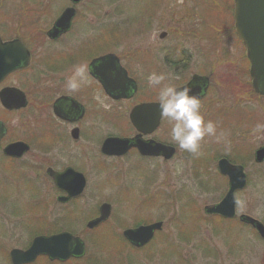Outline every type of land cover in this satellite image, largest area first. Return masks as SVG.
Instances as JSON below:
<instances>
[{"label":"flooded vegetation","instance_id":"flooded-vegetation-1","mask_svg":"<svg viewBox=\"0 0 264 264\" xmlns=\"http://www.w3.org/2000/svg\"><path fill=\"white\" fill-rule=\"evenodd\" d=\"M104 5L107 4L84 0L77 2L18 0L16 4H6L5 0H0V62L4 61V55L6 56L8 41H19L29 53L27 66L0 77V91L7 87H17L24 92L26 99V105L17 109H7L0 100V122L4 126V133L0 138V172L3 173L4 169L13 177L20 178L24 193L27 192L26 196L31 198L24 210L30 218L25 220L21 217L23 210L7 207L4 198L0 199V242L4 249L0 255L6 264H14L10 255L11 250H26L35 237L49 236L60 231L71 232L80 237L84 247L80 257L61 260L38 254L34 260L22 264H152L156 259L166 264H198L200 247L205 249V253L211 254L215 235H222L229 245L231 242L238 243V239L240 243L246 240L241 228L248 224L240 219V215L245 213L238 212L236 207V193L239 190L234 194L233 217L207 214L204 211L206 204L202 207L201 213L198 208H193V201L185 192H178L179 198L176 193L173 194L177 199H181L178 204H167L168 195L164 190L149 188L151 186L149 170L145 171V177L142 176L144 180L142 185L133 187L128 185L129 182L133 184L137 182H133L132 179L126 183L121 182L119 174L113 175L111 173L113 169L110 168L115 165L114 162L127 157L134 159L135 167L140 163L146 164L147 161H153L158 166H166L173 158L185 162L194 158V176L199 175L200 169L208 173L206 157L200 160L189 153L188 157H184V151L167 141L164 136H157V131L164 129L167 124V120L162 118L161 114L158 125L146 133L131 123L129 115L138 104L158 103L157 90L147 83L148 75L152 72H162L163 69L175 68L172 69L178 71V75L174 77L175 85L185 87L192 83L190 86H193V89L198 88L196 95L201 99V112L205 120H211V116L215 117L217 105L211 101L214 89L210 56L211 36L215 31L212 29V23L200 14V8L203 7L206 8L204 14L208 16L211 13V6L186 4L187 8L161 10L165 23L156 22L162 24L159 26L158 39L164 40L173 34L172 30L177 29L175 39L177 48L172 49L165 47V44L161 47H151V42L145 47H137V39L143 35L149 36L151 40L153 20L160 18L157 14L160 7L158 4H108L111 7L103 12ZM66 9L72 10L69 25L57 27L56 22ZM200 18L203 23L201 27L198 22L194 28V25L188 24L193 19L198 21ZM226 20L229 22L232 20L230 29L244 48L247 59L246 49L235 33L233 10L231 16L228 13ZM178 33L181 34L179 39ZM201 37L210 48L203 54L206 59L201 58L200 62L198 58H194L198 49H189L188 43L190 38L200 40ZM220 47L223 52V46ZM106 56L111 57L105 58ZM81 68L84 70L83 74L77 76V69ZM24 74L27 76L23 79ZM13 77L16 79L14 82L11 79ZM18 77H21L20 81ZM71 77L79 81L78 91L70 92L66 88V80ZM106 78L111 79L109 84ZM24 81L30 84L33 91L25 90L20 85ZM8 115L16 116L14 129L7 121ZM110 137L129 139L133 145L122 153H115L116 149L112 153L105 152L102 150L103 143ZM136 137L145 143L150 141L171 146L174 151L169 157L165 154L142 153L134 144ZM15 142H21L25 146L21 155L5 153L4 148ZM202 153L206 154L205 151ZM222 157L227 158L221 154L211 155V159L216 161V176H221L227 182V190L228 178L221 175L217 167L218 160ZM43 168V178L50 185V199L53 204H59L62 210L59 213L62 216L61 224L56 223L53 208L51 210L48 208L53 218L47 219L44 214L39 216L37 208L40 200L36 199L34 202L32 200L33 197L39 196V179ZM85 168H94L104 176L99 177L94 186H91ZM48 169L55 173H62L66 169L80 172L85 179L82 191L69 196L65 201L60 200V197H67L68 192L57 186L55 178L47 172ZM134 170L141 173L136 168ZM206 177V180L212 183L214 179L212 173L211 175L208 173ZM69 181L70 178H63V183ZM89 184L94 191L91 198L101 199L99 196L107 189L112 191L109 193L111 198L96 201L94 206L86 207L83 205L84 193ZM123 189L126 192L125 196ZM223 196L216 202L221 201ZM9 197L7 195L6 203L11 201ZM109 200L121 203V207L113 210ZM42 202L43 210L47 211V208H44L45 200L42 199ZM103 203L109 205V214L93 227L96 239L97 234L102 235L107 230H114L113 234L118 235L120 240H87L69 228L80 217H89L85 223L87 226L89 220L99 217L100 206ZM124 203L127 206H124ZM187 205H190L191 209ZM70 206L73 210H69ZM156 210L160 211L161 216L152 220L151 213ZM182 213H188L196 224L195 227L197 226L189 235H184L179 230L177 218ZM200 217L217 222L216 226L211 223V242L209 238L206 239V236L200 234ZM17 218L21 224L20 228L28 230H25L28 232V238L23 243L21 241L22 245L7 249L8 241L21 239L19 233L13 231L15 226L13 219L18 221ZM157 222L160 223L159 228H155L146 240L142 241L140 237L130 240L124 235L125 230H134ZM169 223L175 227L172 232L165 231ZM237 231L240 232L238 237ZM167 248L171 250L170 256L165 254L164 250Z\"/></svg>","mask_w":264,"mask_h":264},{"label":"rangeland","instance_id":"rangeland-1","mask_svg":"<svg viewBox=\"0 0 264 264\" xmlns=\"http://www.w3.org/2000/svg\"><path fill=\"white\" fill-rule=\"evenodd\" d=\"M85 2L94 1L98 4H107L103 7V12L106 11L108 7H111L108 4H158L159 10L157 12L159 19L153 20L152 23V33L151 40L147 35H143L140 39H137V47H145L151 42V47H161L165 44V47L175 49L177 48L176 38V30H172L173 34L169 35L164 40L158 39V34L160 32V27L165 23L163 19L161 10L168 9L169 11L178 10L180 8L185 7L186 4H200L211 6V13L206 16L204 13L206 8H200V14L209 22L212 23V29H214L215 33L211 36V72H213V89L214 91L211 94V101L217 105L215 110H217L215 117L211 116V120L217 124L218 131H224L228 133L227 136V144L225 143H216L210 138H205L204 141L201 142V155L198 156L200 160L203 158L206 159V163H208V173L214 177L212 183L208 182L205 176L208 173H204V169H200L199 175H195L193 173V169L195 167L194 158L188 162L182 161L179 158H173L170 160L166 166H158L153 161L140 163V168L138 166L135 167L133 164V158L127 157L124 160H118L114 162L115 165L110 166L111 173L113 175H118L121 178V182L126 183L132 179L133 182L128 185H132L133 187H138L143 183V177L148 171L151 173L149 178L150 189H162L168 195L167 204H178L181 201L179 198L180 194L178 192L187 193L188 197L193 201V208H198L202 213V207L205 204L213 203L218 201L226 191L227 182L221 177L216 176L217 169L215 167V162L211 159V155L214 154H223L224 152L229 153L231 150L236 149L241 154L247 153L246 160L244 161L245 171L248 177V184L246 187L236 193V201H237V211L248 214L264 224V161L261 163H255L253 161V152L260 146L264 145V134L261 135H253L251 133V129L255 126L257 122H264V95H257L251 85V78L249 74V63L244 54V48L239 43L235 34H233V30L230 29L232 26V20L230 22L226 20L228 18V13L232 14L233 10V0H84ZM6 4H16L18 0H5ZM189 6V5H187ZM162 7L164 9H162ZM221 9V10H220ZM140 12H144V10H140ZM198 12V9L196 10ZM231 18V17H230ZM196 22L202 26V19L200 18L198 21L193 19L191 23L195 27ZM202 23V24H201ZM143 33V32H142ZM142 35V34H141ZM181 34H177L179 39ZM138 37V36H136ZM187 40V39H185ZM188 41V40H187ZM189 49L197 48L198 53L194 58H198L201 62V58H205L206 50L210 48L207 42L201 37L200 40L190 38L189 39ZM220 45L223 46V52L221 50ZM199 49L201 52H199ZM205 50V52H203ZM201 54V57H200ZM175 69V68H172ZM163 69L162 72H158L165 75V82L169 84L175 85L174 80L178 75V71ZM26 74L23 75L24 77ZM14 82L16 79L11 78ZM147 79V78H146ZM21 80V77H18V81ZM178 84V83H177ZM20 85L25 90L33 91V88L30 84L24 81L20 83ZM219 110V111H218ZM7 121L12 129L15 128L16 116L8 115ZM170 128L171 124L167 121L164 129H159L157 131V136L165 137L167 141H170ZM202 151H205L206 154L203 155ZM213 152V153H212ZM197 159V158H196ZM134 166V167H133ZM45 168V167H44ZM44 168L40 172L39 179V196L33 197V202L36 199L40 200L39 207V216L42 214L45 215V218L51 219L53 218L51 214L48 212V208L50 210L53 208L55 210L54 218L56 219V223H63L61 213V207L59 204L55 205L52 203V199H50V185L49 182L43 178L44 176ZM134 168L138 169L141 173L134 170ZM0 172V199L4 198V203L10 208H17L23 210L21 213L22 219H29L30 215L25 213V205L31 198H28L23 191L22 180L20 178L13 177L12 174L8 171H4L2 169ZM85 173L88 178V182L92 183L91 186H94V183L97 182L98 178L104 176L98 173L96 169L85 168ZM143 176V177H142ZM216 177V178H215ZM123 179V180H122ZM149 183V182H148ZM25 183L23 182V185ZM148 185V184H147ZM84 193V202L83 205L86 207L94 206L96 201L100 202L108 200L107 198H111L109 195L110 190H104L103 194L99 196L101 199L91 198L92 193L94 192L89 187ZM146 186V185H145ZM28 191V190H27ZM125 189L122 190L124 196L126 192ZM177 194V197L173 195ZM12 194V196H11ZM7 195L11 198L9 203H6ZM45 200L44 208H47V211L43 210V202ZM112 204L113 210L119 209L121 207V203H117L114 200H109ZM177 202V203H176ZM81 206V204H78ZM124 206H127L124 203ZM188 208L191 209L190 205H187ZM71 207V206H70ZM83 207V206H82ZM1 208V207H0ZM84 208V207H83ZM172 208V206H170ZM175 208V207H174ZM122 209V208H121ZM183 209V208H182ZM69 210H73L72 207ZM123 210V209H122ZM173 211V210H172ZM171 211V212H172ZM36 213V212H35ZM173 213V212H172ZM38 215V213H36ZM176 214V213H175ZM24 215V216H22ZM85 217V213L83 214ZM56 216V217H55ZM152 220L161 216L160 211H152L151 213ZM89 217L78 219L75 223H72L69 228L76 234H79L81 237H85L87 240H95L96 234L95 229H87L85 226L86 220ZM204 217H200V234L206 239L209 238L211 242V223L214 226L217 225L216 221H208L207 219H202ZM18 219V218H17ZM16 219V220H17ZM31 220V219H30ZM18 221L13 219V223H15L13 227V231L19 233L21 239L20 241L16 239V241H11L7 243L6 248L10 249L11 247L22 245L23 241L28 238V231L26 228L23 230L20 228ZM178 225L180 226L181 233L184 235H189L192 231L197 229L196 224L192 221V217L189 214L182 213L177 218ZM182 226V227H181ZM195 227V229H193ZM7 228V226H6ZM175 229L173 225L169 223L168 226L165 227V231L172 232ZM243 233L246 236V240L240 243L238 239V243L231 242L229 245L222 235H215L213 248H211V254L205 253V249H199V263L198 264H264V240L257 234V232L251 228L250 226H244L241 228ZM240 229V230H241ZM26 230V231H25ZM114 230H107L102 235L97 234L98 241L107 240H120L118 235L113 234ZM237 237L240 236V232H236ZM22 241V243H21ZM19 247V246H18ZM210 250L209 248H206ZM3 252L2 243L0 242V253ZM166 256H170L171 250L165 249ZM212 257V258H211ZM0 264H6L3 260H1L0 255ZM152 264H166L158 259L152 261Z\"/></svg>","mask_w":264,"mask_h":264},{"label":"water","instance_id":"water-1","mask_svg":"<svg viewBox=\"0 0 264 264\" xmlns=\"http://www.w3.org/2000/svg\"><path fill=\"white\" fill-rule=\"evenodd\" d=\"M77 2L79 0H72ZM71 9H66L56 22L57 27H67L69 18L71 17ZM234 26L238 37L242 40L247 49V57L250 61L249 74L251 76L252 87L255 92L264 95V0H234ZM5 46V45H4ZM6 56L4 61L0 62V77L10 72L25 67L29 63V53L27 49L19 41H8L6 44ZM111 56H106L109 58ZM120 71V69H119ZM109 84L111 79L106 78ZM189 83L185 87H189L193 94L197 93L198 88L193 89ZM0 100L8 109H17L26 105L24 92L17 87H7L0 91ZM160 108L159 103H143L135 106L130 112L129 118L131 123L142 132L152 131L159 123ZM4 133V126L0 122V138ZM142 153L165 154L169 157L174 148L160 143L142 142L138 138H134ZM131 142L129 139L110 137L103 143L105 152L122 153ZM25 146L21 142H15L7 145L4 152L9 155H21ZM187 152H183L184 157H188ZM264 160V145L258 147L254 151V161L260 163ZM219 171L228 178V189L222 200L216 204L206 205L204 211L206 213H218L225 217H233L235 215V196L234 192L242 189L246 185L247 175L243 165L232 164L226 158H220L217 163ZM47 172L56 180L59 188L68 192L67 197L59 199L65 201L71 195L79 194L85 184V179L81 173L72 169H66L62 173H55L50 169ZM70 178V181L63 183V178ZM73 179V180H72ZM109 214V205L103 203L100 206L99 217L90 220L87 226L92 228L100 221L107 218ZM241 221L250 224L258 234L264 239V224L259 220L247 215H240ZM160 223H153L148 226H142L134 230H125L124 235L130 240L148 239L155 228H159ZM83 242L79 237L70 233L62 232L50 236H38L33 239L32 244L26 250L13 249L10 252L12 262L14 264L28 263L35 259L38 254H45L51 259H67L70 256H81L83 254Z\"/></svg>","mask_w":264,"mask_h":264},{"label":"clouds","instance_id":"clouds-1","mask_svg":"<svg viewBox=\"0 0 264 264\" xmlns=\"http://www.w3.org/2000/svg\"><path fill=\"white\" fill-rule=\"evenodd\" d=\"M83 71L82 68L77 69V76L82 75ZM147 83L157 90L160 114L171 124L169 135L174 146L193 157H198L201 155V142L206 137L216 143L227 144L228 133L218 131L214 121L205 120L201 112V99L193 94L189 87H177L165 83V75L156 72L148 75ZM79 87L80 83L75 77L66 80L68 91H78ZM251 133L253 135L264 134V122H257L251 129Z\"/></svg>","mask_w":264,"mask_h":264},{"label":"trees","instance_id":"trees-1","mask_svg":"<svg viewBox=\"0 0 264 264\" xmlns=\"http://www.w3.org/2000/svg\"><path fill=\"white\" fill-rule=\"evenodd\" d=\"M239 148H240L239 151H241V147ZM239 151L234 149V150H231V152L229 153L224 152L221 155L227 157L231 162H238V163L244 164L247 153L241 154Z\"/></svg>","mask_w":264,"mask_h":264}]
</instances>
